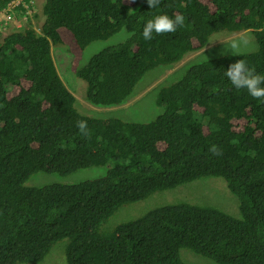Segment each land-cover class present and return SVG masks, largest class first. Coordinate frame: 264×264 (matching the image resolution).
<instances>
[{
    "label": "trees",
    "instance_id": "1",
    "mask_svg": "<svg viewBox=\"0 0 264 264\" xmlns=\"http://www.w3.org/2000/svg\"><path fill=\"white\" fill-rule=\"evenodd\" d=\"M11 1L0 0V12ZM53 1L50 10H56L40 34L26 27L6 37L0 32V58L10 52L15 67L10 82L23 76L32 82L9 98L0 60V264H41L65 239L68 245L60 248L66 264H183V248L217 264H264V102L234 88L224 74L243 60L264 75V0H161L152 9L123 0ZM20 11L18 17H25ZM177 14L184 24L175 32L143 38L147 20ZM59 26L71 31L81 51L126 31L125 42L76 71L87 84L86 99L105 108L129 102L146 72L179 62L194 51V40L206 49L214 36L244 33L255 40L249 51L234 55L222 43L204 62L190 64L181 79L158 91L156 102L165 112L156 120H88L85 135L77 122L86 120H76L74 98L52 70L45 43L51 34L59 41ZM195 104L204 112L196 113ZM170 118L175 128L165 122ZM174 133L187 142L155 146L157 137ZM213 145L221 155L209 151ZM105 166L106 175L95 180L25 185L37 173L67 176ZM205 177L227 181L240 218L179 202L101 232L124 205Z\"/></svg>",
    "mask_w": 264,
    "mask_h": 264
},
{
    "label": "rangeland",
    "instance_id": "2",
    "mask_svg": "<svg viewBox=\"0 0 264 264\" xmlns=\"http://www.w3.org/2000/svg\"><path fill=\"white\" fill-rule=\"evenodd\" d=\"M124 2L132 7L134 6L133 0H124ZM44 4L45 1L42 0V8H44ZM206 4H209V1H206ZM37 6L38 5L36 3V8ZM2 17L9 19L11 23L6 24L2 20ZM27 19L28 20H24L23 18L16 17L13 20V18L8 14H0V32L2 36L6 37L14 33L18 25L36 20L34 16H28ZM127 37L128 35L126 31H121L108 40L96 41L89 45L85 50L81 51L76 45L74 36L70 30H67L66 28L59 30V38L62 44L56 46V48H60L67 56H73L75 59H73L71 66L68 64L61 66L60 70L57 71V74L62 78L67 88L75 96L76 100L72 101L73 108L77 115H80L86 120V124L88 123V120L97 121L98 119L109 120L115 118L120 119L123 122L131 123L152 122L165 112L164 107L159 106L156 102L158 89L161 86H171L177 80L181 79L189 65L204 60V52L214 46L221 43L230 45L233 41H237L240 43V51H249L253 41L255 40V37H251L250 34L244 33L236 34L224 39L216 38L217 36H214L211 38L213 39L212 44L206 50H194L188 54L183 61L171 65L170 68L159 66L147 73L136 85L134 98H132L129 102L114 108L95 107L87 102V84L76 75L75 68L79 64L80 58H83L81 65H84L100 51L110 46H115L125 42ZM244 41H247V43L245 44ZM193 45L197 47L198 43L193 41ZM57 55L59 57L62 56L59 51ZM209 55L210 52L205 53V56ZM68 62H70L69 57ZM179 73L180 75L177 77ZM107 168V166L93 167L76 171L67 176L37 173L31 176L25 185L28 187L40 188L55 183L71 185L78 184L83 181L95 180L104 177L107 173ZM225 186L227 188L225 180L221 177H205L178 186L172 190L158 192L144 202L127 204L121 207L102 225L101 232H113L119 225L138 220L150 210L161 206L174 205L179 202H187L193 205L217 208L235 218H240L241 212L239 208V200L230 192V190L227 192ZM231 195L237 199L238 204L235 198ZM68 243V239L56 243L50 254L47 256L46 261L43 263L64 264V257L60 247L66 248ZM180 259L183 264H217L214 260L198 255L187 248L181 249Z\"/></svg>",
    "mask_w": 264,
    "mask_h": 264
},
{
    "label": "clouds",
    "instance_id": "3",
    "mask_svg": "<svg viewBox=\"0 0 264 264\" xmlns=\"http://www.w3.org/2000/svg\"><path fill=\"white\" fill-rule=\"evenodd\" d=\"M44 1H45L44 8H42V0H30L29 2L27 0H12L11 3H9L7 9L1 11L0 14H2V15L8 14L14 20L21 13L20 10L24 9V10H26V15H25V17H23L24 20H27L28 16H34L36 20L33 21V22H31V21L29 22L28 21V23H26V24L18 25V27H17L15 32H20V30H22L23 28L26 27V28H32L37 33L40 34L42 32L43 27L46 26V22L48 20L49 14L52 11L56 10V9L55 10H50V7H51L52 3L54 2L53 0L51 2H48L47 0H44ZM62 1H64V0H61V2ZM133 1H134V6L133 7L128 5V4H126L124 2V0H123V4L128 6V7H131V8H134L135 6H138V5L148 4V6L152 9V8L157 7L161 3V0H133ZM36 3L38 5L37 8H36ZM212 9L215 10V7H212ZM2 20L6 24L11 23V21L9 19H5V18L2 17ZM183 24H184V17L182 15L177 14V15H175L174 18H171L168 15H157V16L147 20V22L145 23V25L143 27L142 35H143V38L145 40H151L153 33H156L157 35H162V34H165V33L175 32L177 27L178 26H183ZM60 29H63V28L61 26H59V27L55 28V30H54V32H57V34H58V40L59 41L54 39L53 38V34H51V36L45 42L47 44V47L49 48V54H50V57H51L52 62H53L52 70H56V71L60 70L61 66H65L67 64L69 66H71V63H72L73 59H75L73 56H67L60 48H56V46H59V45L62 44V43H59L60 42V38H59V30ZM74 40H75V38H74ZM244 43L246 44L247 41H244ZM76 45H77V43H76ZM53 46H54V49H53ZM193 46L195 47L194 50H196V51L197 50H206L205 47L202 48V47L199 46V44H198L197 47L195 45H193ZM217 46H214V47H217ZM78 48H79V46H78ZM225 49H226V51L230 50L232 55H234V54L238 53V51L240 49V43L237 42V41H233L228 47H225ZM58 51L61 52V54H62L61 57H59L57 55ZM206 52H208V50ZM206 52H204V57L205 58H206V56H205ZM190 53L191 52L185 54L183 56V58L177 63H180L181 61H183L184 58ZM68 57L70 58V62H68ZM0 60L2 62V68H5V71H6V74L4 76V84L5 83L8 84V86L6 88L9 91V98H13V97L18 96L19 94H21L22 90H29V88L32 86V82L30 80H28L24 76L19 79V83L18 84H12L10 82V79L15 75V67H14L13 60H12V57L10 55V52L6 51L2 55ZM205 60L206 59H204L202 61H199V62H195V63H202ZM82 61H83V58H80L79 64L75 68V73H76L78 67L81 65ZM160 66H162V65H160ZM170 66L171 65L165 66V67L166 68H170ZM190 67L191 66L189 65V67H188V69L186 71H188ZM155 68H157V67H155ZM155 68H153V69H155ZM153 69H151L150 71H152ZM150 71L146 72L144 74V76L147 73H149ZM256 72L257 71H255L254 68L248 67V65L245 63V61L238 60L237 62L229 65L227 71H225L224 74H225V76L227 77L228 81L231 83V85L234 88H236V89H246L248 94L251 97H253L254 99L261 100L262 102H264V86H262V85H264V75L257 74ZM179 75H180V73L177 75V77ZM60 79H61V82L63 83V85L67 88V86L65 85V83L63 82L61 77H60ZM167 87L168 86H165V87L161 86L158 89V91H160L161 89L167 88ZM68 91L73 96L74 100H76V98L73 95V93L69 89H68ZM87 102L90 103L91 105L95 106V107H99V106L91 103L89 100H87ZM116 107H118V106H116ZM100 108H105V107H100ZM110 108H114V107H110ZM193 109H194V111L196 113H203L204 110H205L204 107H201L198 104L197 105L195 104L193 106ZM80 118H82V117L80 115H78L76 120H78ZM98 120H101V119H98ZM103 121H108V120H103ZM165 122L168 125H172L173 127L175 126V123L173 122L172 118L166 120ZM239 125L241 126V129L243 130L244 126L241 123ZM77 127H78V129L80 130V132L82 134H85V135L87 134V132H86L87 124H86L85 121H78L77 122ZM209 151L213 155H217V156L222 154L220 152V150L215 145H213L209 149ZM225 182L227 184V188L225 186L226 191L229 192L230 188H229L228 183H227L226 180H225ZM233 198H235V197H233ZM235 200L237 201L236 198H235ZM237 204H238V201H237ZM237 210H238V208H237ZM222 212H224V211H222ZM231 217H233V216H231ZM51 250H52V248H51ZM61 252H62L63 257H64V264H66V262H67L66 254L63 253L62 249H61Z\"/></svg>",
    "mask_w": 264,
    "mask_h": 264
},
{
    "label": "crops",
    "instance_id": "4",
    "mask_svg": "<svg viewBox=\"0 0 264 264\" xmlns=\"http://www.w3.org/2000/svg\"><path fill=\"white\" fill-rule=\"evenodd\" d=\"M175 128V126H174ZM174 139V140H171ZM156 144L155 146L159 149H169L172 146H177L180 143L185 144L187 142V140L185 141L181 135H172V136H159L155 139ZM180 143H179V142Z\"/></svg>",
    "mask_w": 264,
    "mask_h": 264
}]
</instances>
